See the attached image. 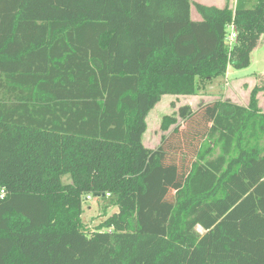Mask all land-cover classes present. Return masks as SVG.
Returning a JSON list of instances; mask_svg holds the SVG:
<instances>
[{"label":"trees","instance_id":"obj_1","mask_svg":"<svg viewBox=\"0 0 264 264\" xmlns=\"http://www.w3.org/2000/svg\"><path fill=\"white\" fill-rule=\"evenodd\" d=\"M261 36L264 0H0V264H264V87L143 143L164 96L248 67Z\"/></svg>","mask_w":264,"mask_h":264},{"label":"rangeland","instance_id":"obj_2","mask_svg":"<svg viewBox=\"0 0 264 264\" xmlns=\"http://www.w3.org/2000/svg\"><path fill=\"white\" fill-rule=\"evenodd\" d=\"M208 6L223 8L224 1L231 8L236 7L237 0H194ZM247 1V0H245ZM197 12L193 6V14ZM264 87V36L260 37L257 47L251 53L250 65L243 69L228 68L225 77L218 78L208 86L199 89L196 95L190 97L164 96L150 111L147 117V130L143 138L144 145L149 149H156L162 138L169 135L176 127L184 128L182 119L178 116L179 109L189 106L194 112L203 105L211 102H231L238 105H248L253 89ZM174 123L164 130V121ZM67 182V179H65ZM82 220L87 229H93L117 212L116 207L109 205V198L90 200L83 199ZM200 233L203 231L198 229Z\"/></svg>","mask_w":264,"mask_h":264},{"label":"built area","instance_id":"obj_3","mask_svg":"<svg viewBox=\"0 0 264 264\" xmlns=\"http://www.w3.org/2000/svg\"><path fill=\"white\" fill-rule=\"evenodd\" d=\"M238 43V31L234 24H231L228 27V34L225 38L224 44L229 50V54L233 52L234 48L237 46ZM7 191L3 188H0V199H4L7 196ZM106 197H110L109 194ZM92 198L91 195L85 197V201L90 200Z\"/></svg>","mask_w":264,"mask_h":264},{"label":"crops","instance_id":"obj_4","mask_svg":"<svg viewBox=\"0 0 264 264\" xmlns=\"http://www.w3.org/2000/svg\"><path fill=\"white\" fill-rule=\"evenodd\" d=\"M192 3H198V2H195L194 0H192ZM200 4H202V3H200ZM223 4H224L223 8L228 6V4H226V1H224ZM202 5H205V4H202ZM206 6H208V5H206ZM229 6H230V4H229ZM211 7H216V6H211ZM217 8H219V7H217ZM191 17H192V20L195 21V22H200L201 21V18H200L198 13H196L195 15L193 14V6H192V10H191ZM236 105H238V104H236ZM258 105H259V108L264 113V91H261V92L258 93ZM240 106L248 107V105H240Z\"/></svg>","mask_w":264,"mask_h":264}]
</instances>
